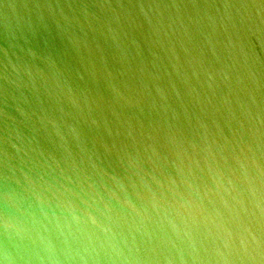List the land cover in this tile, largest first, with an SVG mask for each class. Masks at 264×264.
<instances>
[{
  "label": "water",
  "instance_id": "95a60500",
  "mask_svg": "<svg viewBox=\"0 0 264 264\" xmlns=\"http://www.w3.org/2000/svg\"><path fill=\"white\" fill-rule=\"evenodd\" d=\"M0 264H264V0H0Z\"/></svg>",
  "mask_w": 264,
  "mask_h": 264
}]
</instances>
